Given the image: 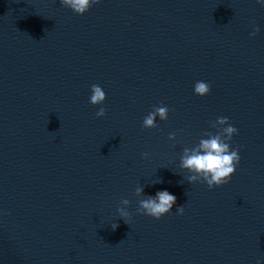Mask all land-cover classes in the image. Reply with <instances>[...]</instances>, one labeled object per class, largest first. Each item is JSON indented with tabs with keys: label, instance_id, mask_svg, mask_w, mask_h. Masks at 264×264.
Wrapping results in <instances>:
<instances>
[{
	"label": "water",
	"instance_id": "water-1",
	"mask_svg": "<svg viewBox=\"0 0 264 264\" xmlns=\"http://www.w3.org/2000/svg\"><path fill=\"white\" fill-rule=\"evenodd\" d=\"M262 5L99 0L78 15L60 0H0V264H264ZM161 104L167 120L143 128ZM218 116L240 160L209 189L179 164ZM159 190L173 208L138 213Z\"/></svg>",
	"mask_w": 264,
	"mask_h": 264
},
{
	"label": "clouds",
	"instance_id": "clouds-1",
	"mask_svg": "<svg viewBox=\"0 0 264 264\" xmlns=\"http://www.w3.org/2000/svg\"><path fill=\"white\" fill-rule=\"evenodd\" d=\"M99 0H60L61 5L70 8L78 15L84 14L92 4L98 3ZM264 6V5H262ZM259 31L258 27L253 28L249 34L255 36ZM194 93L197 95H205L210 91V84L205 81H196L194 83ZM89 103L93 105L102 104L106 98V94L102 87L98 84L90 86ZM169 108L166 105H154L152 110L142 120L143 128L157 127L156 119L167 120ZM106 114V109L100 107L95 115L102 117ZM211 127L216 129V132H205L206 138H200L198 143L191 148H183L180 156L179 167L187 170L189 175L186 179L188 182L202 181L211 189L213 186L226 184L231 175L235 172L236 165L240 160L238 150L230 148V141L237 129L229 123L227 116H218L214 122H210ZM176 133H169V139L174 140ZM143 156H148L149 153H142ZM159 182V181H156ZM155 183V182H154ZM143 188L138 186L134 190L136 196H140ZM176 202V197L167 190H159L154 196H147L138 201L136 211L153 218L159 219L162 215L168 213ZM130 201L122 199V207L117 208L119 216L127 223L130 219V213L127 210V205ZM176 213L182 214L184 211L183 205L176 207ZM112 228L115 229L118 225L113 223ZM256 264H260L257 260Z\"/></svg>",
	"mask_w": 264,
	"mask_h": 264
}]
</instances>
